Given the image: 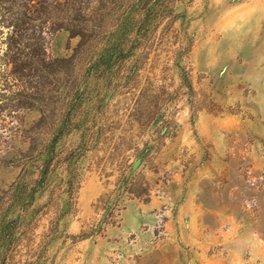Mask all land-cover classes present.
<instances>
[{
	"label": "rangeland",
	"instance_id": "1",
	"mask_svg": "<svg viewBox=\"0 0 264 264\" xmlns=\"http://www.w3.org/2000/svg\"><path fill=\"white\" fill-rule=\"evenodd\" d=\"M0 264H264V0H0Z\"/></svg>",
	"mask_w": 264,
	"mask_h": 264
},
{
	"label": "trees",
	"instance_id": "2",
	"mask_svg": "<svg viewBox=\"0 0 264 264\" xmlns=\"http://www.w3.org/2000/svg\"><path fill=\"white\" fill-rule=\"evenodd\" d=\"M145 195L147 196V199H148L149 193H145ZM147 199H144V200H147Z\"/></svg>",
	"mask_w": 264,
	"mask_h": 264
}]
</instances>
